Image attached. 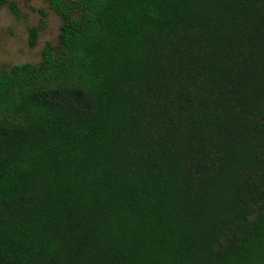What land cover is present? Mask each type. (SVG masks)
<instances>
[{"label":"trees","instance_id":"obj_1","mask_svg":"<svg viewBox=\"0 0 264 264\" xmlns=\"http://www.w3.org/2000/svg\"><path fill=\"white\" fill-rule=\"evenodd\" d=\"M48 2L0 72V264H264V0Z\"/></svg>","mask_w":264,"mask_h":264},{"label":"rangeland","instance_id":"obj_2","mask_svg":"<svg viewBox=\"0 0 264 264\" xmlns=\"http://www.w3.org/2000/svg\"><path fill=\"white\" fill-rule=\"evenodd\" d=\"M61 26L48 0H0V72L20 64L38 65L44 47L58 46ZM31 28L37 30L34 46L28 43Z\"/></svg>","mask_w":264,"mask_h":264}]
</instances>
